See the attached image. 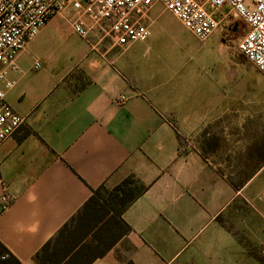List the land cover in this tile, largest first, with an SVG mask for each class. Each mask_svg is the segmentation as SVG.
<instances>
[{
  "label": "crops",
  "instance_id": "1",
  "mask_svg": "<svg viewBox=\"0 0 264 264\" xmlns=\"http://www.w3.org/2000/svg\"><path fill=\"white\" fill-rule=\"evenodd\" d=\"M163 14L152 10L149 38L126 48L77 35L75 11L58 15L8 71L7 101L26 121L0 144V198L12 197L0 208V264H40L96 191L128 179L144 188L122 215L128 232L113 213L82 217L49 264H264V166L230 162L222 110L179 90L174 58L197 44ZM79 243L87 256L63 257Z\"/></svg>",
  "mask_w": 264,
  "mask_h": 264
},
{
  "label": "built area",
  "instance_id": "2",
  "mask_svg": "<svg viewBox=\"0 0 264 264\" xmlns=\"http://www.w3.org/2000/svg\"><path fill=\"white\" fill-rule=\"evenodd\" d=\"M162 4L199 42L211 38L228 16L217 12L227 8L245 23V34L238 43L240 54L264 74V0H0V144L11 138L25 123L8 103L7 93L14 82L8 71L17 68V58L28 43L54 17L67 16L72 30L90 41L99 32V41L110 40L119 48L144 42L150 36V14ZM126 98H121L124 101ZM12 204V197L0 198L1 210Z\"/></svg>",
  "mask_w": 264,
  "mask_h": 264
},
{
  "label": "rangeland",
  "instance_id": "3",
  "mask_svg": "<svg viewBox=\"0 0 264 264\" xmlns=\"http://www.w3.org/2000/svg\"><path fill=\"white\" fill-rule=\"evenodd\" d=\"M155 9L165 13L161 21L172 22V14L162 4H157L153 11ZM221 14L228 17L211 38L199 42L190 33L197 50L191 51L188 59L174 58V63L180 65L175 67V74L180 77L179 90L181 93L197 91V97L199 92H205L206 105L211 97L214 113L222 110V122L227 125L224 140L236 145V153L230 155V162L249 159L264 166V74L246 61L238 50L246 27L244 21L227 8L217 12L216 16L221 18ZM236 24L240 34L232 36L231 29ZM164 41L177 42L179 39L170 34ZM196 102L199 104L201 100L197 98ZM112 190H104L101 197L108 198Z\"/></svg>",
  "mask_w": 264,
  "mask_h": 264
},
{
  "label": "trees",
  "instance_id": "4",
  "mask_svg": "<svg viewBox=\"0 0 264 264\" xmlns=\"http://www.w3.org/2000/svg\"><path fill=\"white\" fill-rule=\"evenodd\" d=\"M242 33L245 34V29H243ZM238 34H240V30ZM103 190L104 188H100L96 191L94 196L90 198L78 215L67 223L60 230L58 235L53 240L48 242L43 247L42 251L37 254V259L40 264H49V261L52 260V254L56 251V248L61 240H66V244L71 242L74 232L77 230L78 225H76V222L82 217L88 216L90 224L92 223L93 218L97 219L98 222L101 223L110 213H113L110 218L111 224L115 228L119 229L122 235L128 232L129 226L122 219V215L126 209L143 193L144 188H140L133 179H128L122 186L115 188L110 193L108 198L101 197ZM76 247H78V245L69 251H65L63 257L68 258L72 255V259H75L80 256H87L88 252L80 247V243L79 250L74 253V249H76Z\"/></svg>",
  "mask_w": 264,
  "mask_h": 264
},
{
  "label": "flooded vegetation",
  "instance_id": "5",
  "mask_svg": "<svg viewBox=\"0 0 264 264\" xmlns=\"http://www.w3.org/2000/svg\"><path fill=\"white\" fill-rule=\"evenodd\" d=\"M239 30H240V28H239L238 24H236V25L233 27L232 31H231V35H232V36H235L236 34H238Z\"/></svg>",
  "mask_w": 264,
  "mask_h": 264
}]
</instances>
